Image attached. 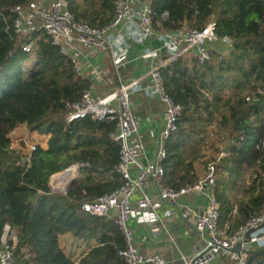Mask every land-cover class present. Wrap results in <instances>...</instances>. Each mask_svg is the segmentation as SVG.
<instances>
[{
  "label": "trees",
  "instance_id": "16d2710c",
  "mask_svg": "<svg viewBox=\"0 0 264 264\" xmlns=\"http://www.w3.org/2000/svg\"><path fill=\"white\" fill-rule=\"evenodd\" d=\"M31 1L0 0V236L7 223L17 233V264H128L119 253L125 247L120 227L82 208L122 184L114 170L121 149L116 127L91 114L67 120L92 82L44 29L15 32L16 8ZM115 3L70 0L69 8L76 21L104 27ZM151 21L168 31L202 30L215 21V33L233 41L227 50L212 49L204 62L189 53L161 68L166 92L182 107L165 142L164 182L180 188L198 179V163L216 162L218 226L231 235L264 208V0H152ZM214 125L230 150L223 154L216 145L205 156L202 145L215 144ZM22 132L42 136L29 160L23 148H11ZM75 164L84 180L67 193L54 191L50 179ZM247 167L251 182L233 199ZM66 232L87 241L77 257L60 245Z\"/></svg>",
  "mask_w": 264,
  "mask_h": 264
},
{
  "label": "built area",
  "instance_id": "2783aa9c",
  "mask_svg": "<svg viewBox=\"0 0 264 264\" xmlns=\"http://www.w3.org/2000/svg\"><path fill=\"white\" fill-rule=\"evenodd\" d=\"M69 6L70 0H51L48 4L33 0L24 8H16L19 17L14 20L13 27L19 34L44 29L50 42L69 56L78 74H83V49L110 53L114 70L118 73L129 62L132 41L143 43L151 37L159 41L158 47H146L140 54L141 58L153 61L148 72L133 81L121 83L113 94L102 99H93L88 90L71 105L68 121L91 114L114 124L116 131L113 136L121 145L120 161L114 169L121 177V186L95 200L83 202L82 208L93 215L109 217L120 227L125 236V247L119 253L128 264H166L162 254L146 253L141 249L132 222L150 226V236L157 237L161 232L159 223L177 214L194 220L195 229L209 236L201 251L191 258H182L185 264L194 259V264H213L220 256L229 257L234 264H248L253 251L264 248V208L230 235L226 228L218 226L220 203L213 190L218 172L216 162L208 164L203 177L180 188H172L164 182L165 142L177 130L182 107L166 92L161 68L189 53L195 54L199 62H204L210 58L212 49L231 48L232 39L215 33V21L202 30L185 27L174 31L156 30L151 21L152 0H116L115 16L104 27L76 21ZM31 46L28 44L26 49ZM137 90L159 96L164 105L163 127L157 138V152L152 158L145 156L144 143L137 137L141 122L132 110L131 99V94ZM41 139L37 134L32 141L21 137L15 142L24 141L23 151L29 160ZM14 147L12 141L11 148ZM72 166L78 168L76 164ZM78 172L80 175L79 169ZM190 192L206 196L207 204L202 211H194L180 203L181 196ZM248 231L249 238L246 237ZM16 242L17 233L8 223L5 224L0 236V264H17L14 258ZM237 244L241 245L238 251L235 250ZM257 257L264 264V254ZM249 264L258 263L252 259Z\"/></svg>",
  "mask_w": 264,
  "mask_h": 264
},
{
  "label": "crops",
  "instance_id": "0c3cea01",
  "mask_svg": "<svg viewBox=\"0 0 264 264\" xmlns=\"http://www.w3.org/2000/svg\"><path fill=\"white\" fill-rule=\"evenodd\" d=\"M41 1L48 4L51 0ZM158 46L159 41L153 37L143 43L132 41L129 62L118 73L114 70L110 53L97 49H83L81 54L83 75L92 82L90 89L92 98L95 100L105 98L113 94L121 83L133 81L148 72L153 61L148 58H141L140 54L146 47L156 48ZM220 50L225 49L222 47ZM131 99L132 110L141 122L137 137L144 143L145 156L152 158L157 152V138L163 127V102L159 96L150 95L144 90L133 92ZM23 133L16 138L29 137L30 133L25 132L26 135ZM196 172L198 178H201L205 175L206 168L196 165ZM180 203L191 207L194 211H202L207 204V198L200 192H190L181 196ZM132 223L136 240L141 249L146 253L162 254L166 259V264H185L182 259L184 256L191 258L206 245L203 235L195 229L194 220L183 218L179 214L159 223L161 232L157 237L150 236V226ZM59 242L65 251L67 253L72 252L74 257L88 248L87 241L76 239L70 232L61 234ZM213 264L234 263L229 257L220 256Z\"/></svg>",
  "mask_w": 264,
  "mask_h": 264
},
{
  "label": "rangeland",
  "instance_id": "374dc122",
  "mask_svg": "<svg viewBox=\"0 0 264 264\" xmlns=\"http://www.w3.org/2000/svg\"><path fill=\"white\" fill-rule=\"evenodd\" d=\"M215 126V127H214ZM213 126V128H212V137H214L215 138V144H212L211 145V143H212V141L210 142V145H211V148L210 149H206V147H204V145H202V147H203V151L205 152V156H208V155H210L211 153H213V151H214V147L216 146V145H219V146H221V148L223 149L224 147H225V145L228 143V142H226V143H224L222 140H219L218 139V136H216L217 134H216V131L217 130H215L216 129V125H214ZM218 128V127H217ZM219 130V129H218ZM220 132H221V130H220ZM22 133H20V134H15L13 137H12V140H13V144L16 146V147H21V148H23L24 150H25V145H24V141L23 140H21L19 143H17V142H15V138L16 137H19L20 135H21ZM24 135H26V133L24 132L23 133ZM38 133H35V136L37 135ZM38 135H40V134H38ZM35 136H32L31 134H29V137H28V141L30 140V141H32V140H34L35 139ZM41 136V135H40ZM42 137V136H41ZM41 141V140H40ZM223 152V151H222ZM203 159H205V157H202ZM208 158V157H207ZM199 164V166L201 167V168H205V165H203V164H201V163H198ZM206 170H207V168H206ZM83 173V172H82ZM84 175V174H83ZM58 176V174L57 175H54L51 179H50V182H51V187L52 188H55L56 187V185H55V183H54V180H55V177H57ZM251 179H252V173H251V169L249 168V167H247L245 170H244V172H243V175H242V177H241V180L239 181V183H238V188H236L234 191H236L235 193H234V196L232 197L233 199H235L236 197L237 198H239L240 197V194H241V190L243 189V187L245 186V185H248L250 182H251ZM243 186V187H242Z\"/></svg>",
  "mask_w": 264,
  "mask_h": 264
},
{
  "label": "water",
  "instance_id": "95a60500",
  "mask_svg": "<svg viewBox=\"0 0 264 264\" xmlns=\"http://www.w3.org/2000/svg\"><path fill=\"white\" fill-rule=\"evenodd\" d=\"M229 150H230V142H228L226 145H225V147L222 149V151H223V153L224 154H227L228 152H229ZM76 165H78V169H79V171H80V175H79V177H74V178H72V180L70 181V183L69 184H67V186L65 187V188H57V187H55V188H53V190L54 191H56V192H60V193H67L72 187H74V186H76L77 184H79L80 182H82L83 180H84V175H83V171H82V166L81 165H79V164H76ZM66 171V169L64 170V171H62L60 174H63L64 172ZM60 174H58V175H60ZM51 183V182H50ZM198 232V231H197ZM200 233V232H199ZM201 235H203V237H204V241L205 242H207L209 239V236L206 234V233H200ZM249 236H250V234H249V231L246 233V237L247 238H249ZM241 249V245L240 244H237L236 246H235V250H240ZM262 254H264V248H262V249H259V250H256V251H253V253H252V255L250 256V258H249V260H248V264L250 263V261L252 260V259H256V261H257V263L258 264H263V260L261 259V258H258L257 256H260V255H262ZM194 262H195V259L194 260H192L191 261V263L190 264H194ZM145 264H150L149 262H147V263H145Z\"/></svg>",
  "mask_w": 264,
  "mask_h": 264
},
{
  "label": "bare ground",
  "instance_id": "6f19581e",
  "mask_svg": "<svg viewBox=\"0 0 264 264\" xmlns=\"http://www.w3.org/2000/svg\"><path fill=\"white\" fill-rule=\"evenodd\" d=\"M74 177H79L78 168L76 166H72L63 174L55 177L54 183L57 188H65Z\"/></svg>",
  "mask_w": 264,
  "mask_h": 264
}]
</instances>
